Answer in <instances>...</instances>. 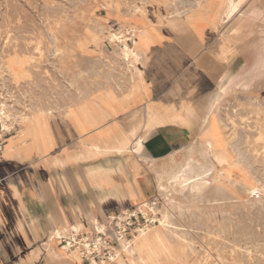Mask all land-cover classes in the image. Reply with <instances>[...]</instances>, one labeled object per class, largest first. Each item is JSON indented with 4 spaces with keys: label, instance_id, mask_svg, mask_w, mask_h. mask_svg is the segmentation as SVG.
Here are the masks:
<instances>
[{
    "label": "rangeland",
    "instance_id": "obj_1",
    "mask_svg": "<svg viewBox=\"0 0 264 264\" xmlns=\"http://www.w3.org/2000/svg\"><path fill=\"white\" fill-rule=\"evenodd\" d=\"M197 1L205 2V0H0V105H2L0 109L4 110L8 118H4L6 121L4 128L0 125V141L3 147H9L7 143H10L12 137L17 134L21 118L31 114L32 110H41L45 119L58 122L89 105L110 99L116 104L124 103L126 98L135 92L140 80L137 68H141L144 62L140 51L137 62L126 59L122 53L125 43L128 46L134 43L138 50L145 52L150 44L156 40L161 41L165 36L170 41L172 32L183 33L190 27L181 21L176 31L175 29L170 31V20L176 17L177 12H184L193 7ZM213 1L220 6L219 22L216 29L210 27V37L207 41L214 57H218L220 42L225 43L227 49L225 57L228 63L226 69L217 72L219 74L217 76H212L205 69L197 71L196 82L201 84V87L199 86L200 88L191 95L190 100L200 103L199 112L203 115L207 107L214 103L218 93L222 94V97L212 108L211 115L214 121L207 132L201 136L200 126L196 125L188 135L186 145L175 151L173 156L181 160L191 144L196 143L195 146L200 148L201 140L212 141L210 143L214 152L200 148L197 155H194L195 160L191 165L193 173L186 172L185 179L189 178L186 183L174 185L175 188L167 185L166 191L161 192V195L156 191L143 202L155 201L160 211L167 213L169 221L163 229V235L171 246L182 249L185 259L180 261V264H264V0ZM229 5L235 8L230 16ZM195 10L201 11L199 7ZM207 16L209 23L214 24L213 14L210 12ZM143 32L150 33L155 40L141 35ZM111 34L118 38L121 36L120 40H113ZM186 82L187 79H180L174 87L176 92L167 85L166 91L156 95L157 98L169 96L175 100L185 99L187 94L183 93V87ZM2 156L6 157L3 152L0 158ZM219 157L221 161L216 159ZM252 185L257 191L251 192L248 189ZM136 205L125 209H111V213L106 215L104 221L98 223L104 227L101 233L107 237L112 236L115 227L112 217L123 210L136 211ZM154 225L158 224L154 223L151 226ZM75 234L77 241L83 238L92 240L98 235L93 228H86ZM50 239L41 243L44 254L40 263L31 261L30 264H69L66 262L68 259L71 264L94 263L85 258L83 251L80 253V259L74 260L70 252L79 254L76 247L66 249L64 239L58 240V243L49 242ZM76 243L71 245L74 246ZM114 246L118 257L124 258L120 246L115 244ZM49 249L53 250L48 253ZM99 262L96 260L97 264H100Z\"/></svg>",
    "mask_w": 264,
    "mask_h": 264
},
{
    "label": "crops",
    "instance_id": "obj_2",
    "mask_svg": "<svg viewBox=\"0 0 264 264\" xmlns=\"http://www.w3.org/2000/svg\"><path fill=\"white\" fill-rule=\"evenodd\" d=\"M210 29L198 35L190 26L183 33L172 32L170 41L165 36L140 51L143 85L124 103L103 101L62 121L45 119L44 141L53 142L48 151L42 136L12 137L10 153L0 158V264L40 263L41 243L55 230L93 228L111 209L136 205L158 191L157 172L177 160L173 153L201 126L200 103L190 100L201 87L197 71L217 76L228 63L227 57L212 55ZM182 78L187 79L185 99L157 98ZM185 107L196 115L190 126L177 120L185 116ZM126 139L129 148L140 140L139 150L115 152Z\"/></svg>",
    "mask_w": 264,
    "mask_h": 264
},
{
    "label": "bare ground",
    "instance_id": "obj_3",
    "mask_svg": "<svg viewBox=\"0 0 264 264\" xmlns=\"http://www.w3.org/2000/svg\"><path fill=\"white\" fill-rule=\"evenodd\" d=\"M10 1V0H9ZM73 1V0H71ZM79 1V0H78ZM95 1V0H94ZM124 1V0H123ZM131 1V0H130ZM147 1V0H146ZM179 1V0H178ZM7 2V1H6ZM86 2V1H85ZM150 2V1H149ZM194 2V1H193ZM232 2V1H231ZM10 3V2H9ZM66 3V2H64ZM77 3V2H76ZM110 3V2H109ZM134 3V2H132ZM169 3V2H168ZM51 4V3H50ZM54 4V3H53ZM67 4V3H66ZM69 4V3H68ZM81 4V3H80ZM148 4V3H146ZM175 4V3H174ZM177 4V3H176ZM175 4V5H176ZM7 5V4H6ZM77 5V4H76ZM54 6V5H53ZM70 6V5H69ZM68 6V7H69ZM190 6V5H188ZM205 6V7H204ZM224 6V5H223ZM47 7V6H46ZM51 7V6H50ZM56 7V6H55ZM134 7V6H133ZM168 7V6H167ZM186 7V6H185ZM199 7V9L201 10L200 7H203L204 9L197 12L195 9H197ZM222 7V6H221ZM29 8V7H27ZM54 9V7H52ZM79 8V7H78ZM178 8V7H177ZM180 8V7H179ZM225 8V7H224ZM239 8V7H238ZM241 8V7H240ZM49 9V8H48ZM56 9V8H55ZM134 9V8H133ZM172 9V8H171ZM248 9V8H247ZM30 10V9H29ZM58 10V9H57ZM61 10V9H60ZM227 10V9H226ZM235 10V8L232 7V5L228 6V14L229 16L233 13V11ZM250 10V9H249ZM14 11V10H13ZM41 11V10H40ZM130 11V10H129ZM1 12V11H0ZM4 12V11H3ZM32 12V11H31ZM65 12V11H63ZM212 13L213 14V17H214V20H215V23L214 24H210L209 23V17L207 16L208 13ZM246 13H248L247 11H245ZM245 12H243L244 15ZM21 13V12H19ZM165 13V12H164ZM222 13V12H221ZM242 13V12H241ZM262 13V12H261ZM17 14V13H16ZM37 14V13H36ZM52 14V13H51ZM69 14V13H68ZM219 14H220V6H217L213 0H205V2H201V1H197L196 4L193 6V7H190L189 9L185 10L184 12H177L176 13V17H174L172 20H170V23H169V29L170 31L171 30H174L176 31L177 28L180 27V22L181 21H184L186 22L189 26H192V27H195L196 28V32L198 35H201L202 32H203V29H205L206 27L210 26L212 27L213 29H216L217 28V25H218V19H219ZM227 14V15H228ZM260 14V13H259ZM13 15V14H12ZM139 15V14H138ZM174 15V14H173ZM222 15V14H221ZM253 15V14H250V16ZM34 16V15H33ZM127 16V15H125ZM248 16V15H247ZM254 16V15H253ZM252 16V17H253ZM257 16V15H255ZM261 16V15H260ZM13 17V16H12ZM35 17V16H34ZM74 17V16H73ZM233 17V16H232ZM6 18V17H5ZM65 18V17H64ZM63 18V19H64ZM222 18V17H221ZM255 18V17H254ZM26 19V18H25ZM33 19V18H32ZM2 20V19H1ZM45 20V19H44ZM95 20V19H94ZM98 21V20H97ZM195 21L197 23H195ZM253 21V20H252ZM5 22V21H4ZM41 22V21H40ZM221 22V21H220ZM225 22V20H224ZM26 23V22H24ZM255 23V22H254ZM41 24V23H40ZM221 24V23H220ZM226 24V23H225ZM28 25V24H27ZM41 26V25H40ZM20 27V26H19ZM18 27V28H19ZM32 27V26H31ZM17 28V29H18ZM88 28V27H87ZM228 28V27H227ZM235 29V28H234ZM14 30V29H13ZM20 30V29H19ZM31 30V29H30ZM32 31V30H31ZM37 31V30H36ZM226 31V30H225ZM103 32V31H102ZM227 32V31H226ZM9 33V32H8ZM38 33V32H37ZM98 33V32H97ZM235 33V32H234ZM239 33V32H238ZM102 34V33H101ZM141 35L143 36H147V37H152L154 40H155V37L152 36L150 33L148 32H143V33H140ZM225 34V33H224ZM223 34V35H224ZM253 34V33H252ZM262 34V33H261ZM6 35V34H4ZM34 35V34H33ZM112 35V39L113 40H120V38H118L117 36ZM120 35V34H119ZM21 36V35H20ZM23 36V35H22ZM35 36V35H34ZM6 37V36H5ZM10 37V35H9ZM12 37V36H11ZM18 37V35H17ZM24 38V37H23ZM28 38V37H27ZM110 38V37H109ZM160 38H162L160 36ZM9 39V38H7ZM18 39V38H17ZM31 39V38H30ZM29 40V39H28ZM83 40V39H82ZM46 41V40H45ZM22 42V41H21ZM119 42V41H118ZM7 43V41H6ZM5 43V44H6ZM4 44V43H3ZM12 44V43H11ZM54 45V43H53ZM52 45V46H53ZM76 45V44H75ZM135 44L132 43L130 44V46H128V44L125 43L124 45V49L122 50V53H123V56L126 58V59H130V60H133L135 62L138 61L139 59V51H142L144 53L143 50H138L135 46ZM15 46V45H14ZM18 46V45H17ZM20 46V44H19ZM25 47V45H22ZM27 46V45H26ZM9 47V46H8ZM45 48V46H44ZM5 49V48H4ZM11 49V48H10ZM29 49V48H28ZM46 49V48H45ZM44 49V50H45ZM49 49V48H48ZM50 49H53V48H50ZM117 49V48H116ZM8 50V49H7ZM43 50V49H42ZM2 51V50H1ZM18 51V50H17ZM46 51V50H45ZM98 51V50H97ZM53 51H51L52 53ZM262 52V51H261ZM13 53V52H12ZM49 53V52H48ZM121 53V52H120ZM3 54V53H2ZM26 54V53H25ZM227 54V49H226V46H225V43L223 41L220 42V45H219V48H218V57H221L222 59L226 56ZM46 55V54H45ZM52 55V54H51ZM62 55H65V54H62ZM114 55V54H113ZM49 56V54H48ZM261 56V55H260ZM263 56V55H262ZM261 56V57H262ZM62 57V56H60ZM75 57V56H74ZM99 57V56H98ZM121 57V56H120ZM264 57V56H263ZM3 58H4V55H3ZM117 58V57H116ZM49 59V58H48ZM93 59V58H92ZM101 59V58H100ZM125 59V60H126ZM91 60V59H90ZM95 60V59H94ZM264 60V59H263ZM58 61V60H57ZM257 61V60H256ZM46 63V61H44ZM55 62V61H54ZM95 62V61H94ZM134 62V63H135ZM262 62V61H261ZM264 62V61H263ZM2 63V62H1ZM102 63H105V62H102ZM258 63V62H257ZM6 64V63H5ZM109 64V63H108ZM113 64V63H112ZM30 65V64H29ZM48 65V64H47ZM35 66V65H34ZM115 66V65H114ZM126 66V65H125ZM247 66V65H246ZM44 67V66H42ZM262 67V66H261ZM26 68V67H25ZM32 68V67H31ZM78 68V67H77ZM113 68V67H111ZM121 68V67H120ZM128 68V67H127ZM28 69V68H27ZM30 69V67H29ZM49 69V68H48ZM3 70V69H1ZM33 70V69H32ZM106 70V69H105ZM124 70V69H123ZM6 71V70H5ZM51 71V70H50ZM53 71V70H52ZM103 71V69H102ZM128 71V70H127ZM133 71V70H131ZM109 72V71H108ZM107 72V73H108ZM136 72V71H135ZM137 72H138V77L140 78V81L138 83V86L136 87L135 91L137 92L140 88H139V84L141 83V85H143V81H144V75L142 74V70L138 67L137 68ZM247 72V71H246ZM9 73V72H8ZM38 73V72H36ZM64 73V72H63ZM1 74V73H0ZM41 74V73H40ZM100 74V73H98ZM116 74V73H115ZM8 75V74H7ZM22 75V74H21ZM45 75V74H44ZM117 75H119L117 73ZM11 76V75H10ZM36 76V75H35ZM38 76V75H37ZM50 76V75H49ZM71 76V75H70ZM129 76H131L129 74ZM1 77V76H0ZM5 77V76H4ZM60 77V76H59ZM66 77V76H65ZM82 77V76H81ZM104 77V76H103ZM35 78V77H34ZM39 78V77H38ZM31 79V78H30ZM43 79H45L43 77ZM134 79V78H133ZM37 80V79H36ZM49 80V79H48ZM79 80V79H78ZM3 81V80H2ZM29 81V80H28ZM42 81V80H41ZM82 81V80H81ZM10 82V81H9ZM39 82V80H38ZM61 82V81H60ZM64 82V81H63ZM100 82V81H99ZM25 83V82H24ZM40 83V82H39ZM45 83V82H44ZM122 83V82H120ZM123 84V83H122ZM229 84V83H228ZM5 85V83H4ZM3 85V86H4ZM34 85V84H33ZM89 85V84H88ZM253 85V84H252ZM1 86V85H0ZM36 86V85H35ZM53 86V85H52ZM66 86V85H65ZM63 86V87H65ZM76 86V85H75ZM55 87V85H54ZM91 87V86H90ZM111 87V86H110ZM114 87H116L114 85ZM250 87V86H249ZM23 88V87H21ZM32 88V87H31ZM130 88V87H129ZM225 88V87H223ZM33 89V88H32ZM48 89V88H46ZM75 89V88H74ZM107 89V88H106ZM116 89V88H115ZM15 90V89H14ZM28 90V89H27ZM4 91V90H3ZM22 91V90H21ZM58 91V90H57ZM70 91V90H69ZM87 91V90H86ZM1 92V91H0ZM12 92V91H11ZM50 92V91H49ZM75 92V91H74ZM30 93V92H29ZM62 93V92H61ZM13 94V93H12ZM11 94V95H12ZM20 94V93H19ZM44 94V93H43ZM50 94V93H49ZM116 94V93H115ZM241 94V93H240ZM7 95V94H6ZM18 95V94H17ZM34 95V94H33ZM37 95V94H36ZM55 95V94H54ZM70 95V94H69ZM117 95V94H116ZM236 95V94H235ZM48 96V95H47ZM76 96V95H75ZM115 96V95H114ZM208 96V95H207ZM240 96V95H239ZM244 96V95H243ZM242 96V97H243ZM16 97V96H15ZM51 97V96H50ZM117 97V96H116ZM126 97V96H125ZM212 97V96H211ZM222 97V94L220 95L219 93L217 94L216 98L214 99V103L210 106V107H207V111L206 113H204V116L201 120V126H200V129H201V133L200 135L203 136L204 133L207 132V130L209 129V127L211 126L212 122L214 121V118L213 116L211 115V111H212V108L213 106L216 104V102L219 100V98ZM237 97V96H236ZM241 97V96H240ZM248 97V96H247ZM24 99V97H22ZM37 98V97H35ZM44 98V97H43ZM109 98V97H108ZM107 98V99H108ZM122 98V97H121ZM213 98V97H212ZM10 99V98H9ZM20 99V98H19ZM49 99V98H48ZM54 99V97L52 98ZM80 99V98H79ZM125 99V98H124ZM237 99V98H236ZM242 99V98H241ZM13 100V99H12ZM44 100V99H43ZM58 100V99H57ZM81 100V99H80ZM111 100V99H110ZM119 100V99H118ZM123 100V99H122ZM121 100V101H122ZM226 100V99H225ZM224 100V101H225ZM244 100V99H243ZM22 101V100H21ZM45 101V100H44ZM65 101V100H64ZM69 101V100H68ZM112 101V100H111ZM17 102V101H16ZM25 102V101H24ZM29 102V101H28ZM36 102V101H35ZM38 102V101H37ZM55 102V101H54ZM62 102V101H61ZM77 102V101H76ZM208 102V101H207ZM207 102H206V105H207ZM210 102V100H209ZM231 102V101H230ZM257 102V101H256ZM20 103V102H19ZM30 103V102H29ZM28 103V104H29ZM40 103V102H39ZM212 103V102H211ZM245 103V102H244ZM4 104V103H3ZM15 105V104H14ZM22 105V104H21ZM24 105V103H23ZM33 105V104H32ZM38 105V104H37ZM40 105V104H39ZM64 105V104H63ZM61 105V106H63ZM209 105V104H208ZM2 106V105H0ZM30 106V105H29ZM58 106V105H57ZM60 106V107H61ZM225 106V105H224ZM4 107V106H3ZM11 107V106H10ZM42 107V106H41ZM237 107V106H236ZM5 108V107H4ZM35 108V107H34ZM48 108V107H47ZM143 108V107H142ZM145 108V107H144ZM21 109V108H20ZM56 109V108H55ZM59 109V108H58ZM183 113L185 114V116H178L177 117V120L182 123V124H185L186 126H190L194 121H195V118H196V115H194V112L192 110H190L188 107H185L183 108ZM219 109V108H218ZM0 125H2V127L4 128V123L6 121H4V118H7V115H5V112L4 110L1 108L0 109ZM8 110V109H7ZM144 110V109H143ZM231 110V109H230ZM241 110V109H240ZM24 111V110H23ZM149 111V110H148ZM243 111V110H242ZM246 111H247V108H246ZM13 112V111H12ZM48 112V111H47ZM232 112V111H231ZM129 113V112H128ZM218 113V112H217ZM13 114V113H12ZM127 114V113H126ZM226 114V113H225ZM27 115V114H26ZM49 115V113H48ZM130 115V114H129ZM223 115V114H222ZM246 115V114H245ZM244 115V116H245ZM10 116V115H8ZM13 116V115H12ZM140 116V115H139ZM145 116V115H144ZM166 116V115H165ZM234 116V115H233ZM256 115H254L255 117ZM22 117V115H21ZM263 117V116H262ZM135 118V117H134ZM249 118V117H248ZM8 119V118H7ZM127 119V118H126ZM143 119V118H142ZM6 120V119H5ZM10 120V119H9ZM51 120V119H50ZM133 120V119H132ZM229 120V119H228ZM13 121V120H12ZM11 121V122H12ZM15 121V120H14ZM129 121V120H128ZM234 121V120H233ZM261 121V120H260ZM18 122V120H17ZM44 122H45V118L43 117V113L41 112V110H36V111H33L32 110V113L31 114H28L27 116H23V118H21V126L20 128L17 130V135L21 136L22 138H25L26 136L28 137H37L38 135L39 136H42V141L44 142V145H46L44 147V150L48 151L49 149L52 148L53 146V142L50 138L46 139V141H44V138L47 136L46 132L41 128L43 127L44 125ZM124 122V120L122 121ZM121 122V123H122ZM131 122V121H130ZM143 122V121H142ZM168 122V121H167ZM253 123V122H252ZM129 124V123H128ZM137 124V123H136ZM130 125V124H129ZM229 125V124H228ZM227 125V126H228ZM126 126V125H125ZM132 126V125H131ZM217 126V124H216ZM139 127V126H137ZM251 127V126H250ZM134 128V127H133ZM142 128V127H141ZM218 128V127H217ZM137 129V128H135ZM232 129V128H231ZM239 129V128H238ZM130 130V129H129ZM198 130V129H197ZM219 130V129H218ZM248 130V129H247ZM259 130V129H258ZM143 131V130H142ZM237 131V130H236ZM136 132V131H135ZM234 132V131H233ZM251 132V131H250ZM253 132V131H252ZM146 133V132H145ZM247 133V132H246ZM141 134V132H140ZM237 134V133H236ZM239 134V133H238ZM131 135V133H130ZM129 135V136H130ZM137 135V134H136ZM233 135V134H232ZM201 136H200V140H201ZM245 136V135H244ZM247 137V136H246ZM140 138V137H139ZM138 138V139H139ZM129 139H126L123 144L116 148H114L115 152L117 153H122V152H126L128 150H130V152H137L140 148V140H137L135 142V144H133L134 146L131 148H129V142H128ZM133 140V139H132ZM238 140V139H237ZM134 141V140H133ZM236 141V140H235ZM212 142V141H210ZM209 141H202L201 140V144L200 145V148H203L205 151H213V148H212V145ZM244 142V141H243ZM115 143V142H114ZM234 143V142H233ZM184 145V144H183ZM189 145V144H188ZM196 145V143H195ZM194 144H191L187 151H186V154L184 156H182L181 160H177V161H172L169 168L167 170H164L163 172L162 171H158L157 172V181H158V191L160 192V195H161V192L163 191H166V187L167 185L170 186V187H174V185H181L182 183H186V181L189 180H186V172L187 173H190L192 172L193 173V169L191 168V165L193 164L194 160H195V157L194 155H197V152L200 151V148L199 147H196ZM236 145V144H235ZM242 145V144H241ZM11 146L9 145L8 146H5L4 147V150H3V153H4V156L5 155H8L9 152V149ZM14 147V146H13ZM247 147V146H246ZM260 147V146H259ZM186 149V148H185ZM253 149V148H252ZM254 150V149H253ZM182 152V150H181ZM214 152V151H213ZM238 152V151H237ZM7 153V154H6ZM200 154V153H198ZM174 155V154H173ZM249 155V154H248ZM203 156V155H202ZM205 158H206V155H204ZM167 157V156H166ZM210 157V156H209ZM257 157V156H256ZM164 158V157H163ZM197 158V157H196ZM200 158V157H199ZM211 159V158H210ZM218 161H221V158H216ZM170 160V159H169ZM198 160V159H197ZM201 160V159H199ZM205 160V159H204ZM207 160V159H206ZM239 160V159H238ZM203 161V160H202ZM201 161V162H202ZM256 161V160H255ZM261 161V160H260ZM168 162V161H167ZM198 162V161H197ZM158 163V162H157ZM163 162H161L162 164ZM196 163V162H195ZM150 164V163H149ZM153 164V163H152ZM166 164V162H165ZM197 164V163H196ZM15 165V164H14ZM13 165V166H14ZM199 165V164H198ZM206 165V164H204ZM213 166V164H211ZM160 166V165H159ZM209 166V165H208ZM254 166V165H252ZM264 166V165H263ZM211 167V166H210ZM209 167V168H210ZM258 167V166H256ZM16 168V167H15ZM14 168V169H15ZM254 168V167H253ZM259 168V167H258ZM263 169V168H262ZM257 170V169H256ZM202 171V170H201ZM204 171V169H203ZM202 171V172H203ZM210 172V171H208ZM207 173V172H206ZM191 174V173H190ZM23 175V174H22ZM209 175V174H208ZM257 175V174H256ZM154 177V175H153ZM188 177V176H187ZM205 178V177H204ZM155 179V178H154ZM201 179V178H200ZM261 179V178H260ZM196 181V180H195ZM199 181V180H198ZM202 181V180H201ZM194 182V181H193ZM211 182V181H210ZM190 183V182H189ZM187 183V184H189ZM197 184V183H196ZM201 184V183H199ZM194 185V184H193ZM209 185V184H208ZM208 185H205L208 186ZM200 186V185H199ZM169 187V188H170ZM187 187V186H186ZM204 187V188H205ZM175 188V187H174ZM187 189V188H186ZM251 192H255L257 191V189L252 185L250 188H248ZM181 190V189H180ZM178 191V190H177ZM183 191V190H181ZM185 191V189H184ZM204 191V190H203ZM174 192V191H173ZM191 192V191H190ZM206 192V191H204ZM187 193V191H186ZM195 193V192H194ZM202 193V192H201ZM249 193V192H248ZM261 193V192H260ZM175 194V192H174ZM184 194V192H183ZM182 194V196H183ZM192 194V192H191ZM190 194V196H191ZM200 194V193H199ZM263 194V193H262ZM179 195V194H178ZM197 195V194H196ZM202 195V194H201ZM168 196V195H167ZM181 196V197H182ZM256 196V195H255ZM189 197V196H188ZM262 198V197H261ZM195 199V198H194ZM193 199V200H194ZM200 199V197H199ZM182 200V199H181ZM184 200V199H183ZM257 200V199H256ZM191 201V200H190ZM166 202V201H165ZM198 202V201H197ZM169 203V202H168ZM186 203V202H185ZM222 204V203H221ZM224 204V203H223ZM227 204V203H225ZM263 204V203H262ZM174 205V204H173ZM253 205V204H251ZM258 205V204H257ZM256 205V206H257ZM261 205V204H259ZM137 207L135 209H137V211L141 212L144 216H148V215H154V218L156 219V222L158 225H154V226H149L147 227L146 229L140 231L137 235H135L130 241H126V240H121L120 243H119V246H120V250L124 253L125 257L124 258H120L118 257V253L115 251V254L112 258V261L110 264H180V261H182L183 259H185L184 257V254L183 252L180 250V249H177V248H174L173 246H171L170 242L168 241V239L163 235V229L166 228V224H167V221L168 220V217H167V213L165 211H160L159 207H152L149 205L148 202H140L136 205ZM180 206V205H179ZM184 208V207H183ZM178 210V208H177ZM254 211V210H252ZM121 212H125V210L121 211ZM182 212V211H181ZM187 212V211H186ZM190 212V211H189ZM207 212V210H206ZM187 214V213H186ZM235 214V213H234ZM199 216V215H198ZM180 217V216H179ZM224 217V216H223ZM251 217V216H250ZM9 218V217H8ZM181 218V217H180ZM190 218V217H189ZM245 218V216H244ZM259 218V217H258ZM172 219V218H171ZM170 219V220H171ZM204 219V218H203ZM221 219V218H220ZM201 221V220H200ZM199 221V222H200ZM207 221V220H206ZM92 222V221H91ZM196 222V221H195ZM209 222V221H208ZM178 223V222H177ZM189 223V222H188ZM194 223V222H193ZM201 223V222H200ZM248 223V222H247ZM205 224V223H204ZM207 224V223H206ZM179 225V224H178ZM200 225V224H199ZM249 225V224H248ZM193 228V227H192ZM205 228V227H204ZM238 228V227H237ZM208 229V228H207ZM81 230V226L80 225H74L73 227L67 229V228H63V229H58V230H55L51 236H53V240L51 242H54V243H58V240H62L64 239V248L66 249H69L71 247H76V251L79 252V254H76L74 252H70V255L72 257H74V260L75 258L76 259H80V253H81V250L83 248H87L88 247V240H86V238H83L80 242L77 241L76 239V234L75 233H78L80 232ZM93 230H95L97 233H101L104 231V227L103 225L101 224H98V223H94L93 224ZM171 230V229H169ZM179 230V229H178ZM206 230V229H205ZM219 230V229H218ZM166 231V230H165ZM209 231V230H208ZM231 231V230H230ZM259 231V230H257ZM176 232V231H175ZM180 232V231H179ZM202 232V231H201ZM207 232V231H206ZM261 232V231H260ZM177 233V232H176ZM197 233V232H196ZM220 233V232H219ZM263 233V232H262ZM200 234V233H199ZM259 234V233H258ZM166 235V234H165ZM168 235V234H167ZM171 235V234H169ZM198 235V234H197ZM206 235V234H205ZM181 236V235H180ZM191 236V235H190ZM168 237V236H167ZM176 237V236H175ZM49 238V237H48ZM178 238V237H177ZM222 238V237H221ZM253 238V237H252ZM264 238V237H263ZM232 239V238H231ZM240 239V238H239ZM183 240H185L183 238ZM49 241V240H48ZM99 241V240H98ZM177 241V240H176ZM197 241V240H196ZM242 241V240H241ZM77 242V243H76ZM79 242V243H78ZM172 242V241H171ZM182 242V241H181ZM199 242V241H198ZM72 243H76L74 244V246H72L71 244ZM177 243V242H176ZM48 244V243H47ZM192 244V243H191ZM198 244V243H197ZM210 244V243H209ZM250 244V243H249ZM44 245V244H43ZM189 245V244H188ZM208 245V244H207ZM61 246V245H60ZM213 246V245H212ZM193 247V246H192ZM204 247V246H203ZM202 247V248H203ZM232 247V245H231ZM52 248V247H51ZM196 248V247H194ZM193 249V248H192ZM210 249V248H209ZM221 249V248H219ZM248 249V248H247ZM53 249H49L48 253L51 252ZM206 250V249H205ZM239 250V249H238ZM185 251V250H183ZM202 251V250H201ZM230 251V250H229ZM228 251V252H229ZM236 252V251H235ZM186 253V252H185ZM205 253V252H204ZM231 253V251H230ZM238 253V252H237ZM33 254V253H32ZM192 254V253H191ZM34 256V255H33ZM237 256V254H236ZM258 256V255H256ZM261 259V258H260ZM69 260V259H68ZM68 260H66V262H68L69 264H71ZM240 260V259H239ZM254 260V259H253ZM184 261V260H183ZM261 261V260H260ZM94 262L93 264H97L95 261H92ZM204 262V261H203ZM221 262V261H220ZM30 263V262H29ZM100 264H104V263H100ZM183 264V263H182ZM262 264V263H261Z\"/></svg>",
    "mask_w": 264,
    "mask_h": 264
},
{
    "label": "built area",
    "instance_id": "obj_4",
    "mask_svg": "<svg viewBox=\"0 0 264 264\" xmlns=\"http://www.w3.org/2000/svg\"><path fill=\"white\" fill-rule=\"evenodd\" d=\"M3 144L0 141V154L3 152ZM150 206L157 207L155 201L148 202ZM115 221V227L113 229V235L107 237L104 233H98L95 239L88 240V247L83 251L86 259L90 261H100L99 263L110 264L116 248L121 240L130 241L140 231L153 225L156 222L154 215L144 216L139 211H126L120 212L116 216L112 217ZM77 239V238H76ZM112 239L114 241H112ZM99 240V241H98Z\"/></svg>",
    "mask_w": 264,
    "mask_h": 264
}]
</instances>
